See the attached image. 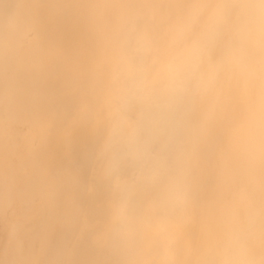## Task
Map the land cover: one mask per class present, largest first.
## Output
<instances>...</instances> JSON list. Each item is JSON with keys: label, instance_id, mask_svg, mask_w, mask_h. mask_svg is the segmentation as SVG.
<instances>
[{"label": "bare ground", "instance_id": "bare-ground-1", "mask_svg": "<svg viewBox=\"0 0 264 264\" xmlns=\"http://www.w3.org/2000/svg\"><path fill=\"white\" fill-rule=\"evenodd\" d=\"M200 0H0V264H207L227 259H259L258 231L249 229L247 214L259 216L258 134L261 73L258 47L255 63L247 59L227 69L222 102L223 137L218 126L206 132L208 151L199 158L204 184L210 185L213 157L231 160L241 171L247 192L255 182L254 203L245 198L236 211L220 217L213 193L205 197L199 218L177 229L160 224L145 229L134 222L113 225L106 240L97 236L109 224L105 209L109 188L94 179L99 145L106 129L114 141L140 135L153 152L137 150L121 161L126 172L141 163L168 156L172 128L191 109L187 99L174 112H156L147 89L137 91L131 69L139 60L142 35L175 40L154 47L152 56L167 79L186 59L181 41L196 31L205 11L200 8L154 7L198 3ZM248 17L251 40L258 12ZM64 49V56L41 72L28 70L35 43ZM223 71V70H222ZM127 90V95L122 93ZM46 95L53 127L44 138L47 113L37 104ZM86 110L74 132L66 121L81 106ZM163 171V169L161 170ZM93 183L85 195L83 186ZM134 200L140 190L131 193ZM87 217L88 227L84 226Z\"/></svg>", "mask_w": 264, "mask_h": 264}, {"label": "snow or ice", "instance_id": "snow-or-ice-1", "mask_svg": "<svg viewBox=\"0 0 264 264\" xmlns=\"http://www.w3.org/2000/svg\"><path fill=\"white\" fill-rule=\"evenodd\" d=\"M165 8H200L205 16L199 28L181 41L186 51V59L181 67L167 79L160 76V64L153 58L154 47L175 40V29L165 37L142 35L138 41L139 60L131 69L135 77L137 91L147 89L156 112H174L176 101L187 99L191 109L175 121L172 128V148L167 157L157 158L153 163H141L134 171L126 172L121 161L135 156L137 150L153 152L143 137L133 135L126 138L118 149L114 141V129H106L99 145V167L94 179L103 183L111 192V199L105 209L109 221L106 229L97 239L103 241L113 231L117 222H134L145 229H153L160 224H168L177 229L185 228L196 221L206 207L205 197L210 189L213 193V209L220 217L236 211L240 200L247 198L254 203L255 182L250 180L247 192L238 179L240 169L222 158H208L207 166L213 169L210 185L203 182L199 158L208 151L206 132L218 126L223 137L222 102L225 99L228 81L227 69L248 60L255 63L254 50L258 47L261 73V112L258 134L259 151V216L254 208H249L247 220L250 231H258L259 259H227L210 261L207 264H264V0H200L198 3L161 4ZM258 12V24L251 40L247 36L249 18L242 20L246 11ZM35 43L34 54L28 70L41 72L53 67L64 56L62 47ZM223 70V71H222ZM122 95H127L125 90ZM41 110L48 119L42 127L47 138L52 131L50 101L46 95L37 98ZM86 105H81L66 121L65 129L74 132L82 122ZM163 169V171H161ZM95 188L93 183L83 186L85 195ZM140 190L142 195L134 200L131 193ZM84 226L88 227L87 217Z\"/></svg>", "mask_w": 264, "mask_h": 264}]
</instances>
